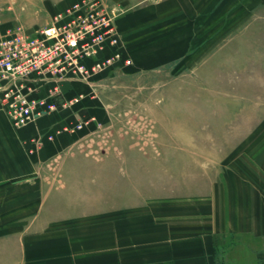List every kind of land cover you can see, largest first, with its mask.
<instances>
[{"label": "crops", "instance_id": "crops-1", "mask_svg": "<svg viewBox=\"0 0 264 264\" xmlns=\"http://www.w3.org/2000/svg\"><path fill=\"white\" fill-rule=\"evenodd\" d=\"M228 7L264 9V0L141 2L119 18V32L129 54L146 57L155 71L187 57L194 41L162 25L197 24L188 10L203 19L205 9L214 15ZM7 26L0 21V31ZM103 79L64 82L62 96L75 102L21 128L0 109V264H264V139L231 157L208 191L178 199L112 205L100 178L93 189L87 177L71 176L76 165L69 158L90 152L82 143L96 124L74 133L64 128L105 118L95 95Z\"/></svg>", "mask_w": 264, "mask_h": 264}, {"label": "rangeland", "instance_id": "rangeland-1", "mask_svg": "<svg viewBox=\"0 0 264 264\" xmlns=\"http://www.w3.org/2000/svg\"><path fill=\"white\" fill-rule=\"evenodd\" d=\"M103 1L120 12L119 31L118 20L131 7L158 0ZM67 2L0 0V21L36 32L49 26ZM195 11L188 10L187 18L197 24L161 26L194 35L187 57L151 71L146 57L129 54L119 32L132 64L99 74L104 82L95 95L105 118H96L82 143L90 152L78 150L69 159L76 165L71 176L87 177L93 189L99 188L96 178L105 183L109 204L206 192L231 157H243L244 148L253 151L264 139V9L228 7L214 15L205 9L203 19Z\"/></svg>", "mask_w": 264, "mask_h": 264}, {"label": "built area", "instance_id": "built-area-1", "mask_svg": "<svg viewBox=\"0 0 264 264\" xmlns=\"http://www.w3.org/2000/svg\"><path fill=\"white\" fill-rule=\"evenodd\" d=\"M119 16L103 0H78L39 31L23 26L0 31V109L14 128L69 106L62 96L64 82L90 83L119 64H132L116 26ZM45 88L47 97L34 96ZM95 121L64 129L74 133Z\"/></svg>", "mask_w": 264, "mask_h": 264}]
</instances>
